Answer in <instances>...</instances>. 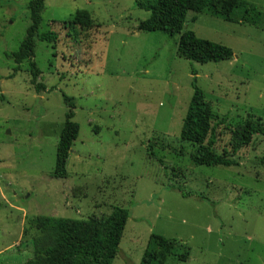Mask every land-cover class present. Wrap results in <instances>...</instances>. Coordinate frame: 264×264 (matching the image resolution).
I'll return each mask as SVG.
<instances>
[{"label":"rangeland","instance_id":"obj_1","mask_svg":"<svg viewBox=\"0 0 264 264\" xmlns=\"http://www.w3.org/2000/svg\"><path fill=\"white\" fill-rule=\"evenodd\" d=\"M31 1L0 0V264L33 258L28 219H102L115 207L130 219L113 264H140L147 250L161 251L153 233L180 242L153 264H264V137L237 155V168L194 166L195 149L180 138L195 80L218 119L264 120V31L190 12L186 31L234 52L231 61L201 65L178 55V37L138 32L151 14L136 0H46L39 33L55 31L59 41H37L47 88L38 94L29 62L11 78L17 65L7 57L27 35ZM245 1L264 13V1ZM81 11L95 21L88 31L54 24ZM64 94L80 136L60 180L53 173ZM178 183L207 200L184 199Z\"/></svg>","mask_w":264,"mask_h":264},{"label":"trees","instance_id":"obj_2","mask_svg":"<svg viewBox=\"0 0 264 264\" xmlns=\"http://www.w3.org/2000/svg\"><path fill=\"white\" fill-rule=\"evenodd\" d=\"M135 5L136 8L151 14L148 20L140 23L138 32H161L172 39L178 37V55L184 60L201 65L231 61L234 52L225 45L202 39L194 32L186 31V19L190 12L210 15L228 23L264 31V13L245 0H136ZM28 8L31 25L27 35L19 50L7 57L17 65L11 78L21 71L24 62H29L31 84L36 93L41 94L46 92L47 88L39 82L42 72L35 62L37 41L56 44L59 35L55 31L39 33L46 0H32ZM90 16L88 12L81 11L68 23L54 24L64 26L65 29L76 26L88 31L95 22ZM193 75L197 76L195 71ZM192 87L194 93L180 132L182 142L195 149L190 154L192 164L196 167H239L237 155L249 147L256 136L264 137V120L250 118L243 123L232 125L227 116L218 119L197 80L193 82ZM63 97L68 112L57 146L53 178L67 180V165L73 146L80 136V126L74 121L76 107L72 99L65 94ZM223 137H227L228 141L219 152ZM148 151L152 160L164 166V161L157 159L152 146H149ZM262 162L264 163V159ZM173 186L184 199L194 197L207 200L195 192L187 191L182 183ZM129 219L130 212L119 207L113 208L110 215L102 219L77 221L50 216L28 219L24 226V235L34 234L33 258L29 264H113L121 254L120 245ZM151 237L159 243L161 251L147 250L140 264L164 261L168 255L167 250L180 243L177 239H169L155 233ZM177 257L181 262L189 260L187 255ZM127 263L132 264L129 261Z\"/></svg>","mask_w":264,"mask_h":264}]
</instances>
